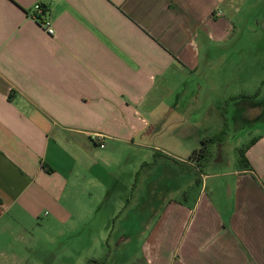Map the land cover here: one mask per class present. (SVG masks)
<instances>
[{"label": "crops", "instance_id": "1", "mask_svg": "<svg viewBox=\"0 0 264 264\" xmlns=\"http://www.w3.org/2000/svg\"><path fill=\"white\" fill-rule=\"evenodd\" d=\"M37 3L55 35L31 19ZM262 3L0 0V264H50L55 235L95 224L118 163L132 164L131 174L140 168L138 176L156 167L151 191L172 198L141 211L143 264H264V82H250L258 91L238 75L208 82L217 64L245 50L244 39L262 45L264 16L254 14ZM225 103L238 121L253 112L258 124L236 149L242 163L219 155L231 134ZM224 130L199 169L193 151ZM246 132L239 124L233 138ZM122 193L127 210L132 198ZM120 236L131 244L132 235ZM106 258L95 251L78 264Z\"/></svg>", "mask_w": 264, "mask_h": 264}, {"label": "rangeland", "instance_id": "2", "mask_svg": "<svg viewBox=\"0 0 264 264\" xmlns=\"http://www.w3.org/2000/svg\"><path fill=\"white\" fill-rule=\"evenodd\" d=\"M256 12L254 14L264 16V0L260 7L255 8ZM249 16H247L248 18ZM260 39H262V45L259 47H254L252 38L244 39L245 42V50H235L231 52L224 61L217 64L211 73L210 77L208 78V82H235L236 77L240 79V81L236 82H244V86L248 91L255 90L258 91L261 89L260 83L255 88L254 84L250 82H264V29H260ZM248 37V36H247ZM250 37V35H249ZM261 47V49H259ZM259 49V50H258ZM242 51V52H240ZM248 82L251 84V87L248 86ZM244 88V89H245ZM226 88L223 87L219 90V93L222 95L223 91ZM233 90V89H232ZM232 93V92H230ZM203 95L206 97L209 95L208 93L204 92ZM263 96H264V89H263ZM228 103V102H227ZM227 103L224 104V109L227 108ZM230 103V102H229ZM201 109V108H200ZM199 109V111H200ZM235 110V114L233 113ZM228 112V122L230 123L229 131L231 132L230 138L227 139V146L221 153H219L220 157L226 158H234L239 156L237 152L238 147H244L247 141L253 137L251 132L254 131L255 126L257 127L258 124H254L253 117L254 113H248L245 118V122L241 120H237L236 109L234 105L229 106L227 109ZM226 114L224 113V116ZM240 125L244 126L246 129V134L243 133L239 137L241 139L238 140L237 137H234L235 130ZM171 138V137H168ZM215 154L216 151L211 150L212 154ZM104 152H101V155ZM130 154V153H129ZM124 155V154H123ZM217 154V156L219 157ZM130 157V155L128 156ZM119 158V157H118ZM129 159V158H128ZM133 161L137 162V159H140L139 155H136L134 158L131 157ZM126 160V158L124 159ZM168 164V163H167ZM173 168V166L167 165V170ZM219 166H215V169H219ZM133 167L132 164L125 165H115L112 170L110 171L115 175V181L117 185L115 189L112 191L111 198L108 199V202L105 204V207H101V211L94 217L95 224L89 225L85 228L78 227V231H71L65 230L63 238H57L56 235L54 236L55 241L53 246L47 247V257L50 264H78L80 259H86L90 253H94L96 251V255L101 258H106L108 262L105 264H143V259L141 255V243L142 237H138L140 231H138V225L141 222V211L143 209H148L151 207H155L158 203L166 202L162 199V192L159 194H155L151 191L153 187H156L159 183L154 181V178H157L154 175L156 171V167L153 170H148L146 168L141 169L138 168L133 174H131ZM159 169V168H158ZM155 172V173H154ZM210 172L209 168H204L203 173L207 174ZM161 173V169L159 174ZM137 174V175H136ZM184 173L183 175H185ZM148 175V176H147ZM181 174L180 177L183 176ZM199 176V173H198ZM113 180V179H112ZM178 181V180H177ZM111 183V179L108 180ZM178 185V183L176 184ZM211 185V184H210ZM174 186V184H168L166 187ZM127 188V194L129 198H132L130 206H128L127 210H122L126 208L127 202L126 199L122 200L120 197L124 194L122 193V189ZM201 190V187L199 188ZM148 194H153L152 197H149ZM161 194V195H160ZM155 195V196H154ZM156 195H158L159 199H156ZM160 195V196H159ZM119 197V198H117ZM172 198L168 199L166 203ZM118 201V202H116ZM124 201V202H123ZM119 205L121 210L114 217V221H111V224L108 226L109 230L108 233L104 227L108 225L110 211ZM115 206V207H114ZM165 206V205H164ZM163 206V207H164ZM134 210L127 218L129 221L124 219L127 215L125 211ZM148 217V215L146 216ZM149 217H151L149 215ZM130 224V225H128ZM130 226L134 227V230H130ZM128 229V230H126ZM126 231V232H125ZM128 233L132 235L131 237V244L128 246H124L120 243H117L120 235ZM111 234V237H109ZM65 241V255L62 254L64 248L62 247V241ZM102 244L103 247H100ZM107 244V246H106ZM100 247V248H99ZM100 250V251H99ZM102 254V256H100ZM109 255V256H108ZM65 256V257H64ZM40 257V254H38ZM65 258V262H64ZM85 264V263H84ZM88 264V263H86ZM92 264V263H90Z\"/></svg>", "mask_w": 264, "mask_h": 264}, {"label": "trees", "instance_id": "3", "mask_svg": "<svg viewBox=\"0 0 264 264\" xmlns=\"http://www.w3.org/2000/svg\"><path fill=\"white\" fill-rule=\"evenodd\" d=\"M225 135L226 131L224 130L215 136H212L210 138H204L201 142L200 148L198 150L193 151L191 158L197 160L199 169H202L204 167V164L211 157L212 147L216 144H220L224 140ZM238 154L239 162L242 163L246 161L244 157L245 151L243 149H240ZM247 166L248 165L246 162L245 167Z\"/></svg>", "mask_w": 264, "mask_h": 264}, {"label": "built area", "instance_id": "4", "mask_svg": "<svg viewBox=\"0 0 264 264\" xmlns=\"http://www.w3.org/2000/svg\"><path fill=\"white\" fill-rule=\"evenodd\" d=\"M30 17L33 21H35L45 32L53 36L55 35V29L53 27V23L49 20L47 17V12L45 10V7L37 3L31 8ZM93 141L98 144L101 148H104V144L102 143L103 136L96 135L92 137Z\"/></svg>", "mask_w": 264, "mask_h": 264}]
</instances>
